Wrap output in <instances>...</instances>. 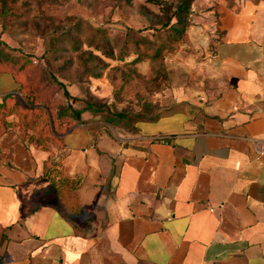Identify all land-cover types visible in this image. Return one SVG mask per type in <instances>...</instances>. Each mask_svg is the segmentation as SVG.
Segmentation results:
<instances>
[{
    "label": "crops",
    "instance_id": "1",
    "mask_svg": "<svg viewBox=\"0 0 264 264\" xmlns=\"http://www.w3.org/2000/svg\"><path fill=\"white\" fill-rule=\"evenodd\" d=\"M191 18L154 119L0 137V264H264V0H195ZM17 89L0 72V100Z\"/></svg>",
    "mask_w": 264,
    "mask_h": 264
},
{
    "label": "rangeland",
    "instance_id": "2",
    "mask_svg": "<svg viewBox=\"0 0 264 264\" xmlns=\"http://www.w3.org/2000/svg\"><path fill=\"white\" fill-rule=\"evenodd\" d=\"M177 1L35 0L28 19L5 26L0 23V40L11 53L28 58L45 80L53 74L63 81L76 100L74 106H93L92 112H83V120L99 122L100 127L110 131H128L109 124L108 113H136L146 98L149 106L145 113L155 115V94L163 91L169 81L166 61L164 58L162 68L150 61L133 66L108 59L104 46L109 40L117 51L129 28L148 34L151 26L166 20ZM55 37L56 44L52 39ZM132 69L137 73H129ZM99 71V77L92 76ZM52 98L57 110L64 101L61 89L54 88ZM44 137L45 143L50 140L48 135Z\"/></svg>",
    "mask_w": 264,
    "mask_h": 264
},
{
    "label": "trees",
    "instance_id": "3",
    "mask_svg": "<svg viewBox=\"0 0 264 264\" xmlns=\"http://www.w3.org/2000/svg\"><path fill=\"white\" fill-rule=\"evenodd\" d=\"M35 0H0V23L5 26L20 19H28L31 6ZM195 0H178L167 13L166 20L159 26H151L148 34H141L140 30L128 29L122 44L116 51L113 45L106 41L104 55L110 60L127 61L129 65L137 66L144 61H150L163 67V60L167 54L179 49L181 42L187 39L186 31L191 24V6ZM139 35L136 36L135 34ZM55 44L58 37L52 38ZM0 40V72H9L18 85V93L5 94L0 100V137L11 128L15 129L18 137L26 144H33L44 148L48 135L50 139L65 133L74 123L81 121L85 110L92 112L94 107L85 104L83 107L74 106L75 98L69 93L63 81L53 74L45 80L38 68H34L28 58L11 53L3 47ZM118 52V54H117ZM130 60H125V59ZM106 65V64H105ZM103 66V68L105 67ZM137 73L132 69L129 73ZM101 71L93 73L97 78ZM43 76V77H42ZM54 88L62 91L63 102L56 110L53 106L52 94ZM144 98V97H143ZM142 99V98H141ZM136 113L109 112L107 122L113 126L120 125L128 131H134L135 123L141 120H152L156 115L145 113L148 105L146 98ZM13 117V118H11ZM16 118V120L14 119ZM44 137V138H43ZM54 162L45 163L44 176L47 177ZM71 193L79 185L76 177H64ZM56 186V183H53ZM70 195V194H68ZM70 202H75L70 196ZM7 240L6 229L0 226V246Z\"/></svg>",
    "mask_w": 264,
    "mask_h": 264
},
{
    "label": "built area",
    "instance_id": "4",
    "mask_svg": "<svg viewBox=\"0 0 264 264\" xmlns=\"http://www.w3.org/2000/svg\"><path fill=\"white\" fill-rule=\"evenodd\" d=\"M264 152V140L261 142L259 149H258V153L262 154Z\"/></svg>",
    "mask_w": 264,
    "mask_h": 264
}]
</instances>
